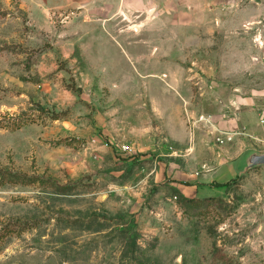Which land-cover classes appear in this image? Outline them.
Returning <instances> with one entry per match:
<instances>
[{"label":"rangeland","instance_id":"obj_1","mask_svg":"<svg viewBox=\"0 0 264 264\" xmlns=\"http://www.w3.org/2000/svg\"><path fill=\"white\" fill-rule=\"evenodd\" d=\"M137 5L0 0V264H264V0Z\"/></svg>","mask_w":264,"mask_h":264},{"label":"crops","instance_id":"obj_2","mask_svg":"<svg viewBox=\"0 0 264 264\" xmlns=\"http://www.w3.org/2000/svg\"><path fill=\"white\" fill-rule=\"evenodd\" d=\"M31 1V0H30ZM37 5H41L44 10L49 12H54L57 14H63L64 12L72 11V10H84L83 15L86 14L85 11L88 12V16L97 18V19H107L110 17H114L119 15L118 13H113L114 11L119 12L120 15L125 17V19L130 20L132 17V12L137 11L139 1L142 0H35ZM257 52L259 58L256 60H261L262 56L260 53L264 52V40L262 37L259 39ZM261 50V51H260ZM251 51L247 50L244 52V60H250ZM256 58V57H255ZM251 123L256 124L258 122V118L254 115L249 117ZM237 171V169H236ZM238 172V171H237ZM239 175V174H238ZM221 175H215L212 177H207L205 180L206 186L203 188H195L191 191H182L181 193L186 196L189 195V198H204V197H216L220 196L222 190L220 188H212L210 184L213 183L214 180H219Z\"/></svg>","mask_w":264,"mask_h":264},{"label":"water","instance_id":"obj_3","mask_svg":"<svg viewBox=\"0 0 264 264\" xmlns=\"http://www.w3.org/2000/svg\"><path fill=\"white\" fill-rule=\"evenodd\" d=\"M264 166V153L257 150L248 151L237 162L236 169L239 176H244L249 172Z\"/></svg>","mask_w":264,"mask_h":264},{"label":"trees","instance_id":"obj_4","mask_svg":"<svg viewBox=\"0 0 264 264\" xmlns=\"http://www.w3.org/2000/svg\"><path fill=\"white\" fill-rule=\"evenodd\" d=\"M11 180H13L14 182H18L19 177L18 176H12ZM228 183L226 184H218L217 187H223V186H227Z\"/></svg>","mask_w":264,"mask_h":264},{"label":"built area","instance_id":"obj_5","mask_svg":"<svg viewBox=\"0 0 264 264\" xmlns=\"http://www.w3.org/2000/svg\"><path fill=\"white\" fill-rule=\"evenodd\" d=\"M120 151L121 152H127V151H129V147L127 146V145H122L121 147H120Z\"/></svg>","mask_w":264,"mask_h":264}]
</instances>
